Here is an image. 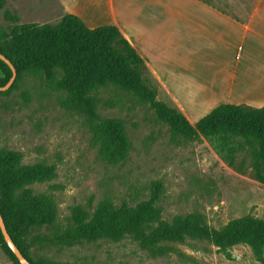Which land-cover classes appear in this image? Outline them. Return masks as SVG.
Instances as JSON below:
<instances>
[{"label": "rangeland", "instance_id": "1", "mask_svg": "<svg viewBox=\"0 0 264 264\" xmlns=\"http://www.w3.org/2000/svg\"><path fill=\"white\" fill-rule=\"evenodd\" d=\"M58 5L57 0H0L1 50L15 60V29L56 23L62 16ZM6 77L0 67V83ZM144 78L156 89V100L176 107L149 71ZM93 95L102 118L124 122L130 149L120 163L101 157L91 122L64 107L67 92L40 72L26 70L0 91V149L19 153V166H53L49 180L27 186L54 200L55 223L13 232L27 244L37 235L52 239L31 246L33 261L264 264V246L256 251L248 242L171 233L179 219L195 214L217 230L242 218L264 222V181L251 172L255 145L228 132L211 139L181 132L159 119L148 102L115 84L100 86ZM222 141L227 143L223 150ZM155 182H160V196L151 203ZM81 226L97 230L74 234ZM64 234L70 237L59 238ZM0 264H15L1 240Z\"/></svg>", "mask_w": 264, "mask_h": 264}, {"label": "trees", "instance_id": "2", "mask_svg": "<svg viewBox=\"0 0 264 264\" xmlns=\"http://www.w3.org/2000/svg\"><path fill=\"white\" fill-rule=\"evenodd\" d=\"M15 60L4 54L14 65L17 75L26 71L40 72L57 88L65 90L64 107L84 115L92 126V140L99 145V154L110 164L123 161L130 149L124 122L118 118H102L97 112L94 90L107 84H115L148 102L157 117L181 132H197L211 139L228 132L248 139L254 148L251 164L253 176L264 181V105L252 107L243 104H219L194 124L177 108L156 100V89L144 78L148 71L136 49L114 24L88 27L75 14H62L54 24H26L13 33ZM0 67L11 76L9 67L0 60ZM62 74L60 80L56 79ZM16 75V77H17ZM16 79V78H15ZM221 148L227 146L222 141ZM21 155L0 149V214L6 229L22 255L31 264H59L51 261H33L29 255L31 246L51 242L47 236L37 235L30 244L13 236V232L27 227H46L56 221L54 200L45 193H34L27 185L49 180L53 166L43 163L19 166ZM232 164V161H230ZM160 182L152 184L150 202L160 196ZM172 228V235L188 234L207 236L217 242H248L256 251L264 246V222L242 218L234 220L222 229H213L203 223L199 214L179 219ZM96 226H81L74 234H94ZM97 230V229H96ZM108 232L107 229H103ZM60 235L59 238H69ZM0 240L4 241L0 231ZM6 245V243H5ZM15 264H21L7 247Z\"/></svg>", "mask_w": 264, "mask_h": 264}, {"label": "crops", "instance_id": "3", "mask_svg": "<svg viewBox=\"0 0 264 264\" xmlns=\"http://www.w3.org/2000/svg\"><path fill=\"white\" fill-rule=\"evenodd\" d=\"M94 28L116 25L195 123L219 104L264 105V0H57Z\"/></svg>", "mask_w": 264, "mask_h": 264}, {"label": "water", "instance_id": "4", "mask_svg": "<svg viewBox=\"0 0 264 264\" xmlns=\"http://www.w3.org/2000/svg\"><path fill=\"white\" fill-rule=\"evenodd\" d=\"M0 60L3 61L9 67V69L11 71V76H10L9 80L4 85H2V86L0 85V91H5L6 89H8L10 87L12 82L15 80L17 72H16V69H15L14 65L12 64V62L1 52H0ZM0 231H1V234L3 236V239H4L7 247L14 254V256L17 258V260L21 264H31L22 255V253L20 252V250L17 248L16 244L12 240L11 236L9 235L1 214H0Z\"/></svg>", "mask_w": 264, "mask_h": 264}]
</instances>
